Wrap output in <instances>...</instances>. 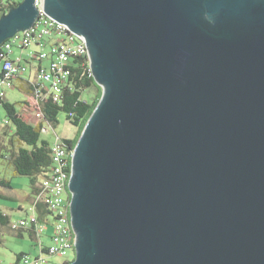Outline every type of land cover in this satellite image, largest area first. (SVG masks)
<instances>
[{
    "label": "water",
    "instance_id": "water-1",
    "mask_svg": "<svg viewBox=\"0 0 264 264\" xmlns=\"http://www.w3.org/2000/svg\"><path fill=\"white\" fill-rule=\"evenodd\" d=\"M103 94L75 147L71 264H264V0H44ZM36 0L0 17V45Z\"/></svg>",
    "mask_w": 264,
    "mask_h": 264
},
{
    "label": "trees",
    "instance_id": "trees-1",
    "mask_svg": "<svg viewBox=\"0 0 264 264\" xmlns=\"http://www.w3.org/2000/svg\"><path fill=\"white\" fill-rule=\"evenodd\" d=\"M3 1L4 0H0V17L6 14L11 8L17 7L22 0H7L5 4ZM3 48V44L0 45V63H3L1 57ZM14 50L20 49L14 48L13 52ZM32 61L35 62L30 64L29 68L37 71L36 78L33 80L27 75H18L14 78L12 88H10L15 89L18 87L27 95V99L20 102L19 107L15 103L9 102L7 99V94L10 89H8L6 95L2 97V90L0 87V109L3 108L5 110V117H7L10 122L9 125L0 127L6 128L2 135H0V160H8L9 163L13 165L16 175L26 176L30 179L32 189L31 208L38 220V223L35 224L36 227L33 226L30 228V231L33 238L40 244L41 255L45 253L46 247L48 246H46L42 240L45 233L43 235L38 234L37 225H44L47 230L48 227L53 226L54 222V214L47 204L42 200H37L39 184L42 179L48 177L47 175L54 168L52 144L42 139L41 134L45 127L54 128L58 122L57 119L59 114L65 113L67 120L78 128V135L76 138H61L67 151L70 153L71 161L79 137L88 119L100 102L103 90L94 80L91 73L89 58L87 56H74L69 63L71 76H69L66 81L67 86L63 88L60 101L55 102L53 98L45 96L49 94L48 86L38 90L42 85L41 82H37L38 71L47 69L49 64L47 66H39L37 63L48 62V60ZM2 75L1 66L0 78ZM92 88L96 90L95 93L88 94ZM32 111H34L35 114L38 112L42 115L39 123L34 124L27 120V116L31 115L30 112ZM0 187L12 189L10 180L0 178ZM0 198L9 197L5 192H0ZM11 223L10 216L0 209V229H9L23 236L22 231L25 229L14 230L12 229ZM1 232L2 231H0V233ZM25 256L28 255L24 253L17 255L16 264H21ZM73 261L68 260L63 264H71Z\"/></svg>",
    "mask_w": 264,
    "mask_h": 264
},
{
    "label": "built area",
    "instance_id": "built-area-1",
    "mask_svg": "<svg viewBox=\"0 0 264 264\" xmlns=\"http://www.w3.org/2000/svg\"><path fill=\"white\" fill-rule=\"evenodd\" d=\"M43 2L44 0H36L39 15L33 26L3 43L4 48L1 54L3 75L0 78L2 97L6 95L8 89L12 88L14 78L24 74L29 67L27 63L22 62L21 57L11 58L14 48L25 51L36 47L37 51L28 55L30 60L50 59L47 69L38 71L37 82L42 83L38 90L48 86L49 94L45 96L53 98L55 102L60 101L63 88L67 86L66 81L71 76L69 63L72 57L87 56L89 58L86 40L48 16L43 10ZM36 116L41 118L42 115L37 112ZM9 123L7 117L0 115V127H5ZM52 150L54 168L47 175L48 177L42 179L37 193V200L45 202L54 214L52 243L46 247L45 253L39 256L33 258L25 256L21 264H50L49 256L67 257L71 250H76V234L72 227V193L69 190L73 154L70 161V153L61 138H57L52 143ZM37 223L38 220L32 211L28 218L13 223L12 229H30ZM45 231L46 226L37 225L38 234L43 235Z\"/></svg>",
    "mask_w": 264,
    "mask_h": 264
},
{
    "label": "rangeland",
    "instance_id": "rangeland-1",
    "mask_svg": "<svg viewBox=\"0 0 264 264\" xmlns=\"http://www.w3.org/2000/svg\"><path fill=\"white\" fill-rule=\"evenodd\" d=\"M7 0H4L5 4ZM27 51V49L25 50ZM2 63H0L1 69ZM100 86V85H99ZM102 88V86H100ZM103 90V88H102ZM95 89L92 88L90 93H95ZM7 99L11 103H15L18 107L19 103L27 99V95L22 92L18 87L8 91ZM31 115L27 116V120L31 123H39L38 118L34 111L30 112ZM0 115L5 116L6 112L3 108L0 109ZM58 122L54 128L45 127L41 137L44 140L49 141L51 144L55 142L57 138L74 139L78 135V128L72 125L68 120L65 113H60L58 116ZM6 128H0V135ZM0 178L10 180L12 189H6L0 187V192H5L9 198H0V209L10 216L11 224L16 223L21 219L29 217L32 211V189L30 179L26 176L16 175L14 167L8 160H0ZM43 236V242L46 246H50L52 241L48 239L49 233L53 231V227L47 228ZM4 230V231H3ZM0 262L3 264H16L17 255L24 253L30 257H36L40 255V244L33 238L30 229L22 231L23 236L18 235L16 232H12L9 229H0ZM76 259V250H71L67 257L49 256L50 264H63L66 261H73Z\"/></svg>",
    "mask_w": 264,
    "mask_h": 264
},
{
    "label": "crops",
    "instance_id": "crops-1",
    "mask_svg": "<svg viewBox=\"0 0 264 264\" xmlns=\"http://www.w3.org/2000/svg\"><path fill=\"white\" fill-rule=\"evenodd\" d=\"M37 51V48L36 47H32V48H30L29 50H27V51H21V50H14V52H13V55L11 56L12 57V59H18V58H22V62L23 63H27L28 65H30V64H32V63H34L35 61H32V60H30L29 59V57H28V55L31 53V52H36ZM39 66L40 65H43V66H47L48 64H49V60H48V62H44V63H37ZM36 73H37V71L35 70V69H32V68H29L28 67V70L24 73V74H22L23 76L25 75H27V76H29V77H31L33 80L36 78ZM10 90H12V89H10ZM48 230V229H47ZM46 230V231H47ZM53 232V231H52ZM52 232L51 233H49V235H48V239H50V237H51V235H52ZM42 240H43V238H42ZM51 240V239H50ZM40 253H41V251H40ZM3 264V263H2Z\"/></svg>",
    "mask_w": 264,
    "mask_h": 264
}]
</instances>
